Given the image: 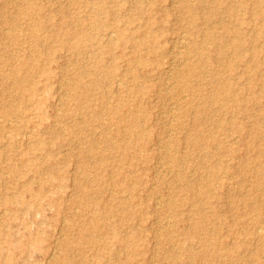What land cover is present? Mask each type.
I'll use <instances>...</instances> for the list:
<instances>
[{
  "label": "rangeland",
  "instance_id": "1",
  "mask_svg": "<svg viewBox=\"0 0 264 264\" xmlns=\"http://www.w3.org/2000/svg\"><path fill=\"white\" fill-rule=\"evenodd\" d=\"M30 1L0 0V264H95L99 251L104 264H124L129 245L123 240H114L112 250L102 246V239L94 248L81 239L84 229L97 239L111 237L95 231L90 220L95 200L103 207L118 204L119 196L127 203L123 211L112 207L109 219L120 222L121 235L131 236L130 264H264V238L248 233L258 215V229L264 231V175L256 169L264 141L252 133L258 124L264 130V13L254 12L256 0H223L216 10L215 0H106L111 15L91 11L103 0H38L51 19L35 52L26 35L35 22L25 8ZM226 5L240 19L225 15ZM127 18L131 22L123 25ZM95 20L99 27L94 28ZM82 23L93 38L75 45L69 36ZM122 26L134 33L123 45L109 50L95 43L116 41ZM233 26H241L247 41L254 36L244 52L256 47L257 61L247 65L248 55L237 57L230 69L233 52L225 49L220 60L219 40L213 37L223 39ZM150 42L156 51L148 49ZM25 60L51 75L20 67ZM95 72L107 75L101 86L84 91L76 84L82 77L86 86ZM15 77H22L20 86ZM213 77L240 87L242 108L222 95L209 100ZM33 83L35 98L27 93ZM4 103L12 107L8 115L2 113ZM119 104L123 116L138 114L145 130L142 154L135 151L136 127L121 122L125 134L116 136L118 115L112 109ZM216 120L230 122L218 127ZM234 122L242 128H234ZM104 138L107 143L132 140L135 149L125 153ZM28 152L32 167L26 165ZM101 157L107 159L103 164ZM10 162L21 176L6 167ZM218 165L223 168L215 179L209 173V204L188 199L185 186L207 184L208 170ZM119 169L130 177H121ZM15 177L32 178L29 189L15 184ZM122 182L129 188L120 193L116 184ZM50 185L58 190L48 191ZM38 190L44 196L35 199L31 194ZM253 202L261 205V214L250 207ZM192 211L209 228V238L206 230L196 234ZM243 241L248 249L227 253L226 247ZM14 243L26 245L25 250L14 249ZM201 251L202 256L191 257Z\"/></svg>",
  "mask_w": 264,
  "mask_h": 264
},
{
  "label": "bare ground",
  "instance_id": "2",
  "mask_svg": "<svg viewBox=\"0 0 264 264\" xmlns=\"http://www.w3.org/2000/svg\"><path fill=\"white\" fill-rule=\"evenodd\" d=\"M37 1L38 0H32L30 2H27L26 6H25V8L28 9L29 13H31V14L34 13L33 15H35V22L34 23L33 22L30 23L27 26V28H26V31H27L26 35H28L30 40H31L30 49L33 52H35L36 49L38 48L39 40H41V36H43L44 29L46 27H48V23H49V21L51 19V15L45 16L43 14L44 9H43L42 5L38 4ZM256 2H257V6L254 8V12L259 11L260 13L263 14L264 13V9H263L264 0H256ZM222 3H223V0H215V4H214V7H213L214 10H216ZM241 3H243V2H241ZM192 10H193V12H192L193 17H195L196 15L194 16V14H195L194 8H192ZM233 10H234V7L232 5L231 6H227L226 5L225 9H224V14L232 16V17H236L237 19H240L237 16V13H235V11L233 12ZM91 11H93L96 14H99V13H104V14H108V15L112 14L111 9L107 8V6H106V0L105 1L103 0V5L99 4V6H93ZM96 21H98V20H95V22ZM99 22L95 23L94 28L95 27H99ZM130 22H131V19H129V18H127L126 20L124 19L123 25H128ZM262 23H264V19H262ZM241 24H242V22H240V25ZM240 28H241V26L240 27H237V26L227 27L225 29L224 33L222 34L223 39H219L218 37L217 38L213 37V40H215V39L219 40V41L217 40L218 41V43H217V49H218L217 50V57L220 60H222V59L225 60L224 59L225 58V51H224L225 49L231 50L233 52V54H234L233 58H230L229 61L226 58V60L228 61L227 66L230 69L234 67V64L236 62L235 58H237V57H239V59H240V58L246 57L248 55V59L249 60L247 61V65H249V62H251V61H254V62L257 61L256 58H255L256 57V53H257V48L256 47L253 48V51H251L249 53L244 52L245 50H248V49H246L247 45H248V43H250V40L251 41L253 40L254 36L253 37H249V38L247 37L248 38V41H247L245 36L241 35ZM118 29H119V31H118V36L116 38V41H113V39L112 40H108L109 42H107L108 43L107 45H103V43L101 41H97L95 43L98 46H105L106 49L111 50L114 47V45H119V46L123 45L124 42H125V39H127L128 37H129V39H131L134 36L133 32H127V31L125 32L126 29L123 26L122 27H118ZM90 33H88V31L86 29V26H84L83 23H82L80 30H78V31L74 32L73 34H71L69 36V38H71V40L73 41V44L79 45L80 43L85 42L86 40H90V39L93 38L92 34H90ZM111 33H110V35H111ZM44 36H46V35H44ZM114 36H115V34H114ZM210 37H211V35H210ZM143 40H145V39H143ZM150 40H152V39H150ZM261 47L264 48V44ZM148 49L151 52H154V51H156V46L153 43L150 42V45H148ZM38 65L39 64L37 62H31L30 63V62H27V60L23 61L22 63H19L20 67L27 66V67H29L31 69H34V70L41 71V72L45 73L48 77L51 75V71H48L45 67H42V66H40V68H39ZM254 65H256V64H254ZM97 67L99 69L102 67L101 61H98ZM253 67L256 69L255 66H253ZM15 68H14V70H15ZM179 68H181V67H179ZM17 70H19V67H17ZM0 75H3V74H0ZM5 75H8V74L6 73ZM135 77H137V75ZM5 78H6V76H5ZM81 78L78 79V77H77L75 82H76L77 85H81L82 89H84V91H85L86 89H90L92 87L101 86L102 82L105 81V79H107V75H106V77L104 75L100 76L99 73L95 72L94 74H92L90 82L86 86H84L82 84V82L80 80ZM6 80H8V79H6ZM12 81L17 86H20L22 84V82H23V79H22V77H15V78L12 79ZM210 81L214 82L215 90H214V94H212L210 96L209 100H213L217 96L222 95L223 98H225V101L229 102L231 105H233L235 107H238V108H240V107L242 108L243 107L242 102H243L244 99H243V96H242V94L240 92V87L233 89L231 82H229L227 79L221 80V79H217V78L213 77L212 80L211 79L209 80V83H210ZM121 83H122V81H121ZM34 85L36 86V83H33V86L30 88V90L27 93L35 98L37 96V93H36V88H35ZM136 87H137L138 91L142 92V94H145L144 93L145 92L144 88L142 86H137L136 85ZM84 91L80 90L79 95H82ZM129 92L130 93H134L131 90H129ZM9 105L10 104H6L5 105V103H4L3 106H6V107L2 110L3 114H5V115L10 114V109L12 107H9ZM119 109H121L120 104L117 105L116 108L112 109L114 114L118 115V118H117V124H118L117 129L118 130H117L116 136L118 138H121L122 135L125 134V133L121 132V127L120 126H122V125L120 123L121 122H128L131 126L137 128V134L135 136L134 141H138L139 146H138V148L136 147V149L133 148L134 146H132V144H134L133 143L134 141H132V140L131 141H123L122 144H121V141L107 143L108 140L104 138L103 139L104 143H106L107 145L109 144L112 147H116L117 145H119V146H121L123 148L125 153H128L127 151H129V149L132 147L133 149H135V151L139 150V152L142 154V152L145 149V146L142 143V141L144 142L143 135L145 134V130H144L142 124L140 123L138 114L137 113H132L129 116H123L122 114H120L118 112ZM199 109H201V108H199V107L197 108L198 112H202V111L204 112V110H199ZM25 110H27V109L25 108ZM2 116H4V115H2ZM1 119H2V117H1ZM227 122H230V121H227V120H216L215 123H216V125L218 127H223V126H225L227 124ZM231 122L233 123L232 120H231ZM259 122L257 121L256 123H259ZM233 127L234 128H242V126L240 127L238 124H235V122L233 124ZM260 127L261 126L258 124L256 127H254L252 133L254 134V136L256 138L259 137L260 139H262L264 141V130H262V128H260ZM133 133L135 135V132H133ZM199 136H200V134H199ZM207 139H209V135H208ZM135 151H134V153H135ZM1 152H2V150H1ZM26 155H28V156L25 157L26 158L25 159L26 160V165L28 167L34 166L35 164L32 161V158L29 157L30 156L29 152ZM106 160L107 159L105 157H101L99 159V163L103 164ZM6 167L10 170L11 173L14 174V176H19V175L21 176L22 171H21V169H19V167L17 166L16 163H12V162L6 163ZM222 168H223V166L218 165V166L211 167L210 171L208 170L207 184L206 183H203V184L195 183L194 184V182H193V184H187L185 186V190L187 192L186 193L187 198L188 199L190 198V200H194L195 202H198L200 200L201 201H205V203L209 204V195H207V193L209 192V188H211V185L209 184V173L215 179L218 176V174H216V172L218 170H221ZM256 169L260 172L259 174L264 175V158L261 161H259L258 165L256 166ZM119 170H120L119 174L123 173V175L121 177H124L125 179L130 177L127 172H124L121 169H119ZM4 174H6V173H4ZM7 175H8V173H7ZM95 177L99 178L98 173L96 174ZM50 179L52 180V177H50ZM14 180H15V182H14L15 184H20V185L24 186L25 189H29V184L32 183V178H28L24 182L20 181L21 177L20 178L17 177ZM47 181L49 182L48 179H47ZM39 183H41L40 184L41 186L46 185L45 181H42V182H39ZM134 185H135V183H134ZM52 186L53 185H50L46 189L47 190L49 189L48 191H50L52 193L55 192V190H58L57 188H52ZM116 186H118V191H120V193L128 191L127 188H129V186L127 184H125V182H122V184H120V185L116 184ZM43 191L44 190H38V192L36 191V192L32 193L31 195L35 199H37L39 197L41 198V197L44 196V192ZM129 193H133V192L129 191ZM120 197H122V196H119L118 197L119 199L116 198L119 201V203L115 204V205H112L113 203H111V205H109L110 207L107 204L108 202H105V206L102 207L100 205L102 203L99 200H95V201H97L96 202L97 203V209L93 212V216H92V218L90 220V223L92 225L91 227H95L96 228L95 231H98L99 233H104V234L105 233H109L111 235V237H109V238L100 237L99 239H97V238H94L92 234H90L91 232L89 233L88 229H84L81 232V239L84 242L88 243L90 246H93V248H94L95 244L97 243V241L102 239V241H101L102 246L105 247V248H110L112 250H113V248L111 247V245L114 242V240H117V241L123 240L127 245H129V247H128L129 249H127V251L125 252L126 258H125L124 264H130V261H132L134 259V255H135V251H134L133 245L132 244H128L130 242L131 236L121 235L122 232H121V229H120L121 228L120 222H118L116 220H113V219H111V220L109 219L111 217V215H113V213H114L112 207L116 208V210L120 209V210L123 211V209H124L123 207L126 205L127 202H125L123 200L125 198L122 197L120 199ZM17 199L20 200V203H23L25 209L29 210L31 208L32 203L26 202V201L23 202L21 197H17ZM260 206H261L260 204H256L255 202L250 204V207L255 209L256 211H258L259 214L262 213V210H261ZM14 214H15V210H14ZM190 217H192V219L194 220V228H195L196 234H197V231H199V230L200 231H205L206 230L205 232H206V234H207V236L209 238V228H205L203 222L201 223L198 220V219H201V218L197 216V213L195 211H192V213H190ZM259 217L260 216L258 215L257 222H254L251 231H248V233L252 234L253 237H255V238L262 239V238H264V233H263L264 231H262L261 229L260 230L258 229V228H261L260 224H259L261 222V221H259ZM202 229H204V230H202ZM195 232H194V234H195ZM121 236H123V237H121ZM189 236L192 237L194 235L192 233ZM3 238H5L6 242H8V239L6 238V235L3 236ZM28 245L29 244H27V249H28ZM224 245L228 246V244H224ZM231 245L232 246L226 247L227 253L228 252H230V253L233 252L232 254H234L235 252H238L239 250L248 249V247H249L248 243L246 241H243L242 243H238L237 242V243H234V244H231ZM13 246L15 247L14 249H18V250H25L24 248H26V245H23L22 243H20V244L19 243H14ZM32 246L33 245H31L30 247H32ZM207 246L208 245H206V247ZM2 247H4V244L3 245L0 244V249ZM115 252H116V249L114 250V254H116ZM203 252L204 251L197 252L196 254L191 253V257L197 258L198 256H202ZM53 253H55V252H53ZM94 254L96 256L95 264H104V262L101 259L102 253L99 251V252H96ZM214 254H215L216 258H218V257L221 258L222 257V254H220V253L216 254L214 252ZM82 264H87V263H86V261H83Z\"/></svg>",
  "mask_w": 264,
  "mask_h": 264
}]
</instances>
